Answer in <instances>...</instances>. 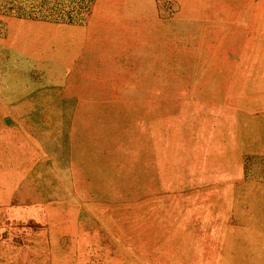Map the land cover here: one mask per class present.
<instances>
[{"label":"rangeland","instance_id":"rangeland-1","mask_svg":"<svg viewBox=\"0 0 264 264\" xmlns=\"http://www.w3.org/2000/svg\"><path fill=\"white\" fill-rule=\"evenodd\" d=\"M262 87L264 0H0V123L116 108L130 120L119 150L136 168L133 194L43 192L52 221L37 209L25 231L52 237L54 264H245L220 252L216 226L219 215L220 226L264 227ZM199 159L215 170L200 173ZM134 199L148 216L120 204Z\"/></svg>","mask_w":264,"mask_h":264},{"label":"crops","instance_id":"crops-1","mask_svg":"<svg viewBox=\"0 0 264 264\" xmlns=\"http://www.w3.org/2000/svg\"><path fill=\"white\" fill-rule=\"evenodd\" d=\"M144 1L153 2L154 0ZM113 11L97 10L93 17H101L104 21L112 20L116 17ZM90 25L93 26V23L91 22ZM110 28L104 26L105 35L112 33L113 30ZM90 34L93 33L90 32ZM25 108L28 109V107L22 108L23 114H34V108L30 110ZM108 108L95 106L68 110L65 108L61 110L62 117H59L57 122L54 120L38 124L32 121L22 123L18 121L15 124L7 122L5 127L1 123V187L7 186V191L34 193V186L43 179L37 187L40 189L44 187L42 191L44 193L105 194L114 192L125 196L126 193L136 192L135 188L130 190L127 188L129 179L133 181L137 179L136 168L131 165L132 156L123 157L119 150L120 129L128 125L130 120L120 121V110ZM140 170L141 167L138 171ZM27 178L30 179L21 189L24 186L23 179ZM51 184L58 186L53 188ZM61 188L65 190L62 191ZM151 260L145 259L144 264H151Z\"/></svg>","mask_w":264,"mask_h":264},{"label":"bare ground","instance_id":"bare-ground-1","mask_svg":"<svg viewBox=\"0 0 264 264\" xmlns=\"http://www.w3.org/2000/svg\"><path fill=\"white\" fill-rule=\"evenodd\" d=\"M246 27V26H245ZM227 58V57H226ZM261 85V84H260ZM211 89V88H210ZM264 89V87H262ZM192 101V100H191ZM4 106V105H3ZM123 107V106H122ZM5 108V107H4ZM109 109V108H108ZM5 110V109H4ZM21 110V109H20ZM0 115H3V111L0 109ZM25 115V114H24ZM23 115V116H24ZM21 116V115H20ZM26 118V117H25ZM180 118V117H179ZM29 119V118H28ZM36 119V118H34ZM25 120V119H24ZM34 121V120H33ZM37 122V120H36ZM258 123V122H257ZM250 124V123H249ZM1 125V123H0ZM31 126V125H30ZM250 129V128H249ZM248 129V130H249ZM29 130V129H28ZM92 130V129H91ZM101 133V132H100ZM252 133V132H251ZM256 133V131H255ZM72 135V134H71ZM111 137V136H110ZM113 137V136H112ZM40 140V139H39ZM250 140V139H249ZM261 140V139H260ZM48 142V141H47ZM46 142V143H47ZM264 142V141H263ZM50 143V142H49ZM254 143V142H253ZM252 143V144H253ZM260 143V142H259ZM48 144V143H47ZM83 145V144H82ZM257 146V145H256ZM21 147V145H20ZM25 147V146H24ZM258 147V146H257ZM47 149V148H46ZM86 149V148H85ZM257 150V149H256ZM260 151V150H258ZM24 153V152H23ZM259 153V152H258ZM1 147H0V159H1ZM220 155V153H219ZM193 156V155H192ZM218 156V155H217ZM216 156V157H217ZM223 156L222 160L219 161V166L222 167L223 170H227V157ZM257 157V156H256ZM9 159V158H8ZM15 159V158H14ZM194 161V160H193ZM210 161V160H209ZM207 161L206 163H208ZM2 162V161H1ZM37 162V161H36ZM203 161L198 160V162L193 163V168L197 169L200 173H212L215 169L203 167L201 164ZM210 163V162H209ZM208 163V164H209ZM1 164V163H0ZM26 164H29L26 162ZM173 164V163H172ZM208 164H206L208 166ZM36 166V165H35ZM34 166V167H35ZM83 166V165H82ZM230 167V166H229ZM31 171V170H30ZM55 171V170H54ZM198 173V172H197ZM33 174V173H32ZM29 176V175H28ZM31 177V176H30ZM144 177V176H143ZM16 178V177H15ZM15 178L12 180L16 181ZM27 179H23L24 186L27 182ZM142 179V178H141ZM144 179V178H143ZM142 179V181H143ZM48 180V179H47ZM151 180V179H150ZM21 181L19 180V183ZM0 180V264H54L50 258H53L54 245L51 242V238L47 235L46 231H30L29 233L25 231L27 229L24 227L23 223L28 222V220H36L37 215H35V210L41 209L42 214L39 215V219L41 218L43 221L51 220L50 213L53 214V209L50 204V197L47 195L46 199L42 189L37 187L40 185L34 186V193L22 191L20 193L16 191H7V186L4 185V188L1 187ZM5 183V180H4ZM29 183V182H28ZM142 184V183H141ZM215 185V184H214ZM210 186V185H209ZM54 187V186H53ZM196 189V188H195ZM211 189V188H210ZM215 189V188H214ZM145 191V190H144ZM192 191V190H191ZM198 192V191H197ZM200 192V191H199ZM208 193V192H207ZM223 193V192H222ZM229 193V192H228ZM101 194V193H100ZM142 194V193H141ZM210 194V193H208ZM219 193H217L218 195ZM224 194V193H223ZM57 195V194H56ZM127 195V194H126ZM135 195V194H134ZM183 195V194H182ZM196 195V193H195ZM54 196V194H53ZM148 196V195H147ZM221 196V195H220ZM230 196V195H229ZM59 197V196H58ZM144 197V196H143ZM218 198V197H217ZM54 199V198H53ZM66 199V198H65ZM141 199V198H140ZM61 200V199H60ZM69 200V199H68ZM186 200V199H185ZM62 201V200H61ZM64 201V200H63ZM133 201H127L126 203H120L121 205L127 204L125 207L126 210H132L135 213L139 211H135L136 209H141V212L148 216L149 213L145 212L148 209V202L136 203ZM216 201V200H215ZM226 201V200H225ZM72 203V202H71ZM75 203V201H74ZM183 203H185L183 201ZM188 203V202H187ZM217 203V202H216ZM225 203H228L226 201ZM215 204V203H214ZM54 205V204H53ZM61 207L63 205L60 202H56L55 206ZM68 205V204H67ZM74 205V204H73ZM101 205V204H100ZM98 206L99 209L101 206ZM103 205V204H102ZM134 205H137L134 207ZM191 205V204H190ZM196 205V204H195ZM78 206V205H77ZM119 206V205H118ZM53 207V206H52ZM56 207V208H57ZM112 207V206H111ZM215 207V205H214ZM75 209V208H74ZM213 209V207H212ZM110 210V209H109ZM112 210V209H111ZM203 210V209H202ZM114 211V210H113ZM131 211V212H132ZM200 211V210H199ZM219 211V210H218ZM117 212V211H116ZM119 213V212H118ZM182 213V211H181ZM185 213V212H183ZM196 213V212H195ZM114 214V213H113ZM140 214V213H138ZM191 214V213H190ZM210 214V213H209ZM208 214V215H209ZM212 214V213H211ZM218 214V213H217ZM83 215V214H82ZM102 215V214H101ZM206 215V214H205ZM127 216V215H126ZM217 216V215H216ZM98 217V216H96ZM117 217V216H116ZM187 217V216H186ZM191 217V216H189ZM109 218V217H108ZM107 219V218H106ZM123 220L126 219L125 214L122 217ZM186 219V218H185ZM184 219V220H185ZM199 219V218H198ZM226 220L225 217H221L218 215V225L216 226L217 235L219 237L220 244V252L226 256H230L233 254H244L247 262L245 264H264V227L260 228L261 232H254L249 229H235L233 227L228 226H220V221ZM91 220V219H90ZM188 220V219H186ZM42 221V222H43ZM52 221V220H51ZM96 222V221H95ZM187 222V221H186ZM60 223V222H58ZM77 223V222H76ZM114 223V222H113ZM223 223V222H222ZM221 223V224H222ZM225 223V222H224ZM71 224V223H70ZM81 224V223H80ZM119 224V223H118ZM190 224V222H189ZM73 225V224H72ZM114 225V224H113ZM75 226V224H74ZM77 226V225H76ZM79 226V225H78ZM59 227V226H58ZM57 227V229H58ZM213 228V227H212ZM242 228V227H241ZM257 228V227H256ZM65 229V228H64ZM31 230V228H30ZM59 230V229H58ZM77 230H79L77 228ZM76 230V231H77ZM123 230V228H122ZM214 230V228H213ZM79 232V231H78ZM124 232V231H123ZM213 232V231H212ZM65 233V232H64ZM95 233V232H94ZM66 234V233H65ZM68 234V233H67ZM75 234V233H74ZM73 234V235H74ZM64 235V234H63ZM69 235V234H68ZM138 236V235H137ZM70 237V236H69ZM78 237V235H77ZM214 237V236H213ZM62 239V237H61ZM64 240V239H63ZM78 240V239H77ZM57 241V240H56ZM68 241V240H67ZM216 241V240H215ZM79 242V241H78ZM77 242V243H78ZM100 242V241H99ZM57 243V242H56ZM61 243V242H60ZM76 243V244H77ZM127 246V245H126ZM57 247V246H56ZM64 247V246H63ZM80 247V246H79ZM130 247V246H129ZM137 247V246H136ZM139 247V246H138ZM144 247V246H143ZM70 248V247H69ZM84 248V247H83ZM126 248V247H125ZM145 248V247H144ZM56 249V248H55ZM133 249V248H132ZM73 250V249H71ZM146 251V250H145ZM69 252V251H68ZM72 252V251H71ZM84 253V252H83ZM89 254V253H87ZM248 254V255H246ZM52 255V257H50ZM65 255V253H64ZM73 255V254H71ZM84 255V254H83ZM99 255V254H98ZM115 255V254H114ZM135 255V254H134ZM139 255V254H138ZM60 256V255H59ZM117 256V255H116ZM137 256V255H136ZM248 256V257H247ZM67 257V256H65ZM114 257V256H113ZM75 258V257H74ZM91 258V257H90ZM97 256L94 258L95 262L86 261V257L82 262L84 264H97ZM126 258V257H125ZM142 258V257H140ZM224 258V257H223ZM77 259V258H75ZM89 259V258H87ZM123 259V258H122ZM60 263V261H59ZM71 263V261H70ZM69 263V264H70ZM184 263V262H183ZM56 264V263H55ZM75 264V263H74ZM186 264V263H185Z\"/></svg>","mask_w":264,"mask_h":264}]
</instances>
